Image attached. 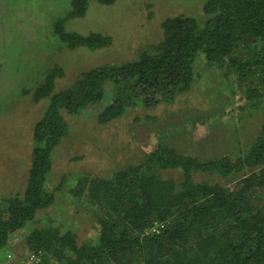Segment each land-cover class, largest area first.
I'll return each mask as SVG.
<instances>
[{"label": "trees", "instance_id": "obj_1", "mask_svg": "<svg viewBox=\"0 0 264 264\" xmlns=\"http://www.w3.org/2000/svg\"><path fill=\"white\" fill-rule=\"evenodd\" d=\"M96 1L110 6L116 0ZM88 2L71 0L66 18L56 22L54 34L64 47L112 45L101 34L65 31L67 19L82 18ZM203 13L211 16L203 27L183 15L166 19L154 53L143 50L133 62L97 67L60 93L53 91L63 72H47L32 97L49 104L34 125L26 189L0 207V249L37 211L54 204L46 183L52 153L68 133L60 112L77 115L100 103L106 82L116 91L98 116L103 126L127 109H151L188 93L198 55L208 66L229 68L239 110L264 109V0H207ZM153 147L110 179H81L71 191L86 196L97 231L93 240L80 243L76 232L48 225L26 236L27 259L35 254L39 264H264V117L238 155L200 160L164 142ZM196 174L211 181L194 180Z\"/></svg>", "mask_w": 264, "mask_h": 264}, {"label": "rangeland", "instance_id": "obj_2", "mask_svg": "<svg viewBox=\"0 0 264 264\" xmlns=\"http://www.w3.org/2000/svg\"><path fill=\"white\" fill-rule=\"evenodd\" d=\"M206 1L116 0L107 6L89 0L85 15L67 19L65 31L101 34L110 37L112 45L88 50L66 48L54 34L56 22L69 13L71 0H0V207L26 189L34 125L49 104V99L34 103L32 97L47 72L54 67L63 72L55 80L57 94L97 67L133 62L143 50L154 53L163 40L161 24L166 19L183 15L203 27L211 18L203 13ZM228 69L208 66L198 55L188 93L151 109L142 105L127 109L105 126L97 120L114 100L116 90L110 82L103 86L100 103L77 115L61 111L68 133L52 153L46 183L54 204L37 211L33 221L11 235L0 249V264H24L26 236L48 225L76 232L80 243L93 240L97 231L86 196L75 197L71 191L81 179H110L140 161L158 142L200 160L240 154L260 126L264 109H238ZM195 178L211 181L205 174Z\"/></svg>", "mask_w": 264, "mask_h": 264}, {"label": "built area", "instance_id": "obj_3", "mask_svg": "<svg viewBox=\"0 0 264 264\" xmlns=\"http://www.w3.org/2000/svg\"><path fill=\"white\" fill-rule=\"evenodd\" d=\"M156 230H157V228L154 227L149 232L153 233ZM39 262H40V258L38 256H36L35 254H31L24 264H39Z\"/></svg>", "mask_w": 264, "mask_h": 264}]
</instances>
